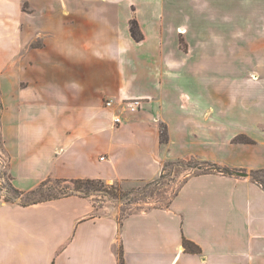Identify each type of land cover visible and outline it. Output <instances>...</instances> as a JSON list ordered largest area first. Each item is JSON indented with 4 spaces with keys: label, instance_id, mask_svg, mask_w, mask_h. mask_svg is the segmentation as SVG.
Here are the masks:
<instances>
[{
    "label": "crops",
    "instance_id": "1",
    "mask_svg": "<svg viewBox=\"0 0 264 264\" xmlns=\"http://www.w3.org/2000/svg\"><path fill=\"white\" fill-rule=\"evenodd\" d=\"M252 1L256 27L230 44L224 16L218 45L191 34L198 15L213 27L214 0H0V140L12 187L149 183L192 158L264 168V0ZM220 46L213 70L206 52ZM230 47L237 59L250 50L252 67L230 60ZM133 98L144 99L138 112L114 125ZM241 134L254 143L230 145ZM117 211L79 194L0 199V264H119L120 252L123 264H264V188L250 176L189 175L167 206L121 220ZM183 238L201 252L185 251Z\"/></svg>",
    "mask_w": 264,
    "mask_h": 264
},
{
    "label": "rangeland",
    "instance_id": "2",
    "mask_svg": "<svg viewBox=\"0 0 264 264\" xmlns=\"http://www.w3.org/2000/svg\"><path fill=\"white\" fill-rule=\"evenodd\" d=\"M215 2L216 0H214V7L212 8L213 17L215 18L213 20V27L211 29L204 27L205 19H203V17L199 18L198 15L192 25V40L204 43V40L206 39V41H208V38L212 33V37L209 41L219 45L222 32L220 29H217L220 25L215 26V24H220L222 18L227 16V24L229 25V28L226 39L230 42V44H236L239 41L238 33L242 32L245 27L247 28L248 23H251L250 27H256L254 19H252L249 14L262 12L261 10L255 11V4L252 0H246L243 3L239 0H229L224 1L223 4L218 3V6H216ZM23 9H28V3L23 4ZM243 14L247 15L244 20L241 16ZM234 33L236 34L234 35ZM247 34L251 36L252 33L250 31V34ZM181 42L183 44V39H181ZM221 49V46L219 49L214 47L206 52L213 60V70L216 68L219 69V65L216 66L215 61L220 60ZM238 52L239 51L234 47H230L228 49V58L230 60L237 59ZM243 52L244 55L237 59V61H239L244 68L252 67V60L254 58L253 53L250 50ZM241 67L242 66H238L236 62L233 67L229 68V74H238L235 70H238ZM200 133L201 131H198V137H200ZM160 137L162 142H167L166 130L163 126L160 128ZM229 142L230 145H252L254 143L251 137L243 134L230 138ZM215 168H227L230 170V175H233V172L240 171L246 173V177L250 176L251 179H257L264 183V168L251 170L246 168H228L214 162H203L192 158L189 160H181L166 164L163 174L154 182L133 183L126 185L120 183H105V188L102 189L108 191L109 193L89 192L87 197H89L94 206L100 210L106 205L115 206L118 210L117 217L121 220L123 217L132 213L147 211L151 208L167 205L187 176L206 172H218ZM69 185L68 183L57 184L54 181H50L47 187H45L40 193H26L24 195L15 194L12 190V184L8 174L7 156L4 153L2 142L0 140V199L9 202H16L18 204H25L34 200H43L54 196H60L62 192L69 191V188H67Z\"/></svg>",
    "mask_w": 264,
    "mask_h": 264
},
{
    "label": "trees",
    "instance_id": "3",
    "mask_svg": "<svg viewBox=\"0 0 264 264\" xmlns=\"http://www.w3.org/2000/svg\"><path fill=\"white\" fill-rule=\"evenodd\" d=\"M130 32H131L132 37L136 41L142 40L143 35L141 34L139 27H138V24L135 20L130 21ZM215 169H216V171H218L219 173H222L224 175H230L231 174L230 170L227 168H224V169L215 168ZM254 180L256 182H258L264 188L263 182H260L257 179H254ZM50 181H54L57 184H60V183H68V185L70 184L69 187L67 186V188H69V191L62 192L60 194V196H54V197L43 199V200H34L31 202H27L23 205L36 204V203H40V202L50 201V200L59 199L62 197L73 195V194H79V195H82L84 197H87V194L89 192L109 193L108 191L102 189V188H105V182L102 180H97V179H49V180L42 182L36 189L28 192L27 194L40 193L45 187H47V185ZM12 190L15 194L24 195V193L14 189L13 187H12ZM165 206H167V205H165ZM182 246H183L185 251L190 252V253H200L201 252L200 248L196 244H194L193 242H191L185 238H183V240H182ZM119 264H123L121 252L119 253Z\"/></svg>",
    "mask_w": 264,
    "mask_h": 264
},
{
    "label": "built area",
    "instance_id": "4",
    "mask_svg": "<svg viewBox=\"0 0 264 264\" xmlns=\"http://www.w3.org/2000/svg\"><path fill=\"white\" fill-rule=\"evenodd\" d=\"M144 99L141 98H133V99H127L122 100L119 104V113H116L113 116V123L114 125L119 126L122 123V113L127 111L129 113H136L141 107V104ZM104 106L106 108H113L114 107V101L112 99H107L104 102Z\"/></svg>",
    "mask_w": 264,
    "mask_h": 264
},
{
    "label": "water",
    "instance_id": "5",
    "mask_svg": "<svg viewBox=\"0 0 264 264\" xmlns=\"http://www.w3.org/2000/svg\"><path fill=\"white\" fill-rule=\"evenodd\" d=\"M233 175H235L237 177H246L247 176L246 173H243V172H240V171L233 172Z\"/></svg>",
    "mask_w": 264,
    "mask_h": 264
}]
</instances>
